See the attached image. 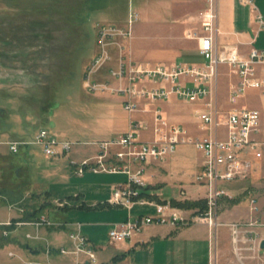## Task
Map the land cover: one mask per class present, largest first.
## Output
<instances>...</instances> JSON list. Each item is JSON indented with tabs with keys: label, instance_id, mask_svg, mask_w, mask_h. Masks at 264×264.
Returning <instances> with one entry per match:
<instances>
[{
	"label": "crops",
	"instance_id": "1",
	"mask_svg": "<svg viewBox=\"0 0 264 264\" xmlns=\"http://www.w3.org/2000/svg\"><path fill=\"white\" fill-rule=\"evenodd\" d=\"M84 1L88 5L92 2L89 9L92 12H103L105 20H108L97 24L122 26L126 23L129 10L138 13L139 20L133 25V37L126 43L125 48V57L135 65L146 68L156 66L173 68L178 64H185L204 68L207 63L199 52L197 41V37L203 34L199 15L206 9V0H128V4H125V0ZM252 1L258 12L264 15V0ZM216 8L217 32L213 37L216 50L220 51L225 46L235 47L243 57L247 56L253 47L264 50V30L256 25L254 15L248 6L242 4L240 0H216ZM76 12L75 10L69 13L70 19L82 22ZM111 55L112 60L99 69L93 79L109 82L114 86L117 81L108 75V70L117 66V54L114 49H111ZM181 79L187 80L185 83L187 87L192 86L187 78ZM238 82L239 79L233 70L228 65L221 64L213 77L205 81V86L211 91L207 98L196 102H184L172 95L168 100L154 103L141 100L140 110L134 113H128L123 109L122 96L101 93L104 101L114 103L116 109L110 111L104 108L103 112L108 122L105 121L104 124L110 138L98 142L64 139L65 134L56 125L52 130L41 128L48 130L60 140L70 142L71 149L65 155L52 158L44 155L45 160H48L44 164L32 161L31 167L34 169L27 176L25 175V172L29 173L27 167L12 165L16 172V181L8 187L10 190L5 195L9 202L8 211L5 219L0 220V227L6 228L2 230V235L6 247L10 248L8 251L10 259L6 260L0 256V264H77L86 260L83 254L78 256L73 254L74 243L69 238V233L75 230L77 224L80 225L81 234L95 248V264H227V261L233 258L228 224L243 221L248 216L246 196L250 194L255 196L259 205L264 208V154L262 159L256 162L250 177L223 183L220 186L234 197V201L221 200L217 215V222L221 225L216 229L215 235L207 225L191 222L185 227H173L169 224L148 225L130 240L110 242L108 231L113 225L154 213V208L150 205L135 204L127 209L105 204L111 196L112 187L126 181L127 177L122 173L91 172L93 175H105L106 178L91 180L94 183L84 185L87 189L66 193L63 201L61 197L59 200L54 199L53 192L55 190L63 194L68 186L69 177L63 174L61 169L63 162L71 165V161L80 162L98 155L99 143L113 140L128 132L133 122L143 121L147 125L146 130L139 132L137 139L141 142L150 141L153 112L156 109L160 110L167 122L181 125L194 137L202 136L204 132L190 131L189 117L186 116L188 109L197 115L212 110L222 113L243 109L257 110L261 114L262 128L258 138L262 140L264 93L257 89H248L232 103L229 101L230 90ZM158 85L156 87L161 85L169 88L168 84ZM115 151L110 150L105 158L106 164L118 163L114 156ZM201 162L200 152L190 145H181L166 160L151 159L141 164L135 163L133 169L143 168L146 198L159 203L196 201L205 199L206 196V189L194 181ZM72 168L74 169L73 166ZM55 170L61 175H57ZM86 172L90 171H85L80 177ZM58 203L62 205L58 206ZM184 211L189 217L193 212ZM71 213H77V218L82 220L83 224L76 222L74 224L68 218ZM41 216L48 220L49 225H33L32 222ZM260 233L264 236V229L260 230ZM61 249L66 253H61ZM237 249L238 257H248L250 254L246 246ZM262 250L260 249V252L264 255Z\"/></svg>",
	"mask_w": 264,
	"mask_h": 264
},
{
	"label": "built area",
	"instance_id": "2",
	"mask_svg": "<svg viewBox=\"0 0 264 264\" xmlns=\"http://www.w3.org/2000/svg\"><path fill=\"white\" fill-rule=\"evenodd\" d=\"M249 7L254 15V21L259 29L264 30V15L258 12L252 0H240ZM216 0H206V9L200 13L199 21L203 34L197 37L200 54L207 61L204 68L178 64L173 68L156 66L146 68L135 65L125 57L126 43L133 37V25L139 20V15L133 10L128 11L125 25L97 24V51L85 68L84 81L87 91L92 93H111L123 97V109L128 113L140 110L139 103L145 100L154 103L168 100L172 95L187 102H196L210 96V89L205 81L213 77L221 64L228 65L237 75L239 82L230 90L229 101L234 103L239 95L248 89H257L264 93V50L251 48L247 56L239 55L235 47H222L216 50L213 43L217 32ZM111 49L116 51L117 66L108 70L110 78L117 81L116 85L93 79L94 74L112 60ZM187 78L192 86L187 87ZM152 86H149V85ZM158 84H168L169 88L156 87ZM200 130L204 135L194 137L178 124H171L162 116L160 110L153 112L152 139L148 142L139 141L140 131L146 130L143 121L132 123L130 130L117 138L98 144L100 153L80 162L71 161L76 174L85 171L93 173H122L127 179L123 183L115 184L111 189V196L105 203L118 205L127 209L135 204L150 205L154 208L152 215H141L133 220L113 225L108 231L110 242H123L139 234L148 225L169 224L173 227H185L191 222H201L208 226L215 235L221 225L217 222V215L222 199L232 200L233 196L220 186L223 183L244 180L252 174L256 162L264 154V138L258 135L262 132L261 114L257 110H232L222 113L217 110L197 115ZM38 146L48 157H56L69 153L71 143L60 140L46 129L35 133L30 142H10L8 149L16 153L21 146ZM181 145H190L201 153L200 170L195 174L194 181L206 189V210L186 215L181 208L171 203H159L146 198L144 195L145 182L143 168L133 169V164L143 163L151 159L164 161L175 153ZM115 149L117 164H106L105 158L110 150ZM1 197V196H0ZM248 216L243 221L228 224L232 243L237 240L249 244V249L260 244L264 236L260 230L264 229V214L261 206L253 195L246 196ZM62 204L58 203V206ZM35 226L49 225L48 220L41 216L32 222ZM4 234H6L4 232ZM242 234L243 236L239 235ZM30 237L29 235H27ZM74 243L73 254H83L86 260L77 264H95L96 251L90 241L81 234L80 225L69 233ZM252 245V246H250ZM61 253H66L61 249ZM31 264V263H30Z\"/></svg>",
	"mask_w": 264,
	"mask_h": 264
},
{
	"label": "rangeland",
	"instance_id": "3",
	"mask_svg": "<svg viewBox=\"0 0 264 264\" xmlns=\"http://www.w3.org/2000/svg\"><path fill=\"white\" fill-rule=\"evenodd\" d=\"M81 2L0 0V220L5 219L8 211V187L16 181L12 165L27 167V176L33 172L32 161L48 162L37 146H21L16 153L10 152V141L30 142L41 128L52 130L54 125L70 141L98 142L110 138L103 110L111 111L116 105L104 101L101 93L87 91L84 81L85 68L97 51L96 25L108 20L103 12L89 9L92 2ZM75 10L82 22L70 19L69 13ZM186 116L190 131L201 132L197 114L188 109ZM61 169L69 180L63 194L54 190L56 200L61 197L63 201L68 192L87 189L84 185L94 183L91 180L106 178L91 172L80 177L64 162ZM56 174L61 175L57 171ZM261 209L263 215L264 208ZM76 214L71 213L68 218L74 224H83ZM3 229L6 228L0 227V256L8 260L10 248L6 247ZM243 241L231 242L233 258L227 264H264V255L256 246L248 248V257H238V247H249Z\"/></svg>",
	"mask_w": 264,
	"mask_h": 264
},
{
	"label": "trees",
	"instance_id": "4",
	"mask_svg": "<svg viewBox=\"0 0 264 264\" xmlns=\"http://www.w3.org/2000/svg\"><path fill=\"white\" fill-rule=\"evenodd\" d=\"M229 201H234V198ZM171 204L175 207L181 208L183 210H191L192 215L201 213L206 210V200H184V201H171Z\"/></svg>",
	"mask_w": 264,
	"mask_h": 264
},
{
	"label": "water",
	"instance_id": "5",
	"mask_svg": "<svg viewBox=\"0 0 264 264\" xmlns=\"http://www.w3.org/2000/svg\"><path fill=\"white\" fill-rule=\"evenodd\" d=\"M260 249H264V240H262V242L260 244Z\"/></svg>",
	"mask_w": 264,
	"mask_h": 264
},
{
	"label": "bare ground",
	"instance_id": "6",
	"mask_svg": "<svg viewBox=\"0 0 264 264\" xmlns=\"http://www.w3.org/2000/svg\"><path fill=\"white\" fill-rule=\"evenodd\" d=\"M193 216V215H192Z\"/></svg>",
	"mask_w": 264,
	"mask_h": 264
}]
</instances>
